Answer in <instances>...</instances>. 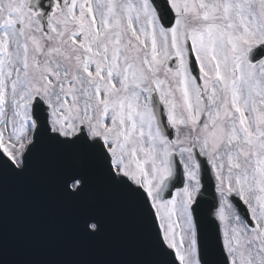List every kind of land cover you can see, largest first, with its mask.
Returning <instances> with one entry per match:
<instances>
[{
  "label": "snow or ice",
  "instance_id": "snow-or-ice-1",
  "mask_svg": "<svg viewBox=\"0 0 264 264\" xmlns=\"http://www.w3.org/2000/svg\"><path fill=\"white\" fill-rule=\"evenodd\" d=\"M0 264H264V0H0Z\"/></svg>",
  "mask_w": 264,
  "mask_h": 264
},
{
  "label": "water",
  "instance_id": "water-1",
  "mask_svg": "<svg viewBox=\"0 0 264 264\" xmlns=\"http://www.w3.org/2000/svg\"><path fill=\"white\" fill-rule=\"evenodd\" d=\"M18 200L13 204L12 221L16 226L18 236L14 242L16 255L13 258L26 259H59L67 258L69 255L81 252L82 246L71 240H62L54 235L25 236L28 231V219L25 212L23 193H17ZM118 245H103L99 249H89L86 254L102 253L106 255L115 254Z\"/></svg>",
  "mask_w": 264,
  "mask_h": 264
}]
</instances>
